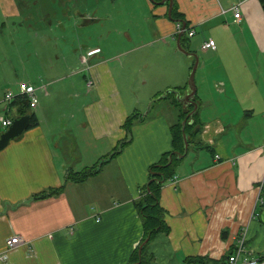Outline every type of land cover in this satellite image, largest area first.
Returning <instances> with one entry per match:
<instances>
[{
  "label": "crops",
  "instance_id": "1",
  "mask_svg": "<svg viewBox=\"0 0 264 264\" xmlns=\"http://www.w3.org/2000/svg\"><path fill=\"white\" fill-rule=\"evenodd\" d=\"M19 1L0 0V115L18 116L4 94L17 92L24 81L38 95L29 108L38 124L0 150V264L128 263L143 234L134 206L139 187L147 181L148 166L171 149L169 127L177 112L163 97L173 90L175 97L185 94L194 61L181 48L198 57L194 101L203 146H191L169 178L176 181L168 179L160 189L169 233L150 242V264H185L188 256L218 260L241 238L264 261V11L259 0H176L183 15L178 22L168 15V1L132 0L128 10L120 9L125 2L116 8L114 0L97 1L91 9L78 8L74 19L55 20L48 12L35 13L36 1ZM236 4L239 19L230 9ZM182 22L177 45L181 31L175 28ZM122 23L124 28H116ZM70 26L80 34H67ZM190 28L192 36L186 32ZM51 30L59 32L51 35ZM207 39L214 40V49L201 48ZM63 89L71 92L69 116L63 114ZM212 89L219 106L209 115L206 90ZM131 116L127 132L124 122ZM3 128L0 124V134ZM122 140L129 141L97 173L65 181L68 172L107 158ZM202 149L208 157L198 155ZM104 174L113 186L103 196L98 183ZM62 185L54 195L32 198ZM83 186L95 211L85 204ZM14 235L21 244L6 246Z\"/></svg>",
  "mask_w": 264,
  "mask_h": 264
},
{
  "label": "trees",
  "instance_id": "2",
  "mask_svg": "<svg viewBox=\"0 0 264 264\" xmlns=\"http://www.w3.org/2000/svg\"><path fill=\"white\" fill-rule=\"evenodd\" d=\"M157 1V0H156ZM264 11V0H259ZM170 19L178 22L183 20V15L178 11L176 0H173L170 11ZM186 24V28H187ZM183 35V34H182ZM185 36V35H184ZM185 39L188 37L185 36ZM183 39V38H182ZM195 97V96H194ZM172 100L173 106L176 108L175 121L170 125L169 130L171 134V149L160 154L159 158L148 166L147 181L139 187V196L134 201V206L138 212L142 223V237L136 248L132 251L127 264H150L153 258L152 253L149 252L150 242L159 234L164 235L169 233V226L164 219V209L159 203L160 189L164 182L172 177L176 171L177 164L183 158H177V154L183 153V140L181 132V122L186 115L192 110V104H183L179 102L174 92H168L165 97ZM11 105L17 106L18 115L29 114V126L33 127L38 124V119L34 113L29 111L28 98L25 95H17L12 101ZM133 116L128 117L124 122V128L129 132L130 126L133 124ZM202 129V121L199 117V109L186 119L184 132L188 142V149L191 146L202 147L203 143L199 137ZM129 141V140H128ZM127 141V142H128ZM124 140L119 142L114 151L107 157L100 159L98 162L88 168L80 171L68 172L65 181L80 182L87 177L98 172L100 166L109 158L114 157L127 143ZM208 148L207 146H204ZM171 155V162L169 156ZM264 184V183H263ZM62 186L57 188H50L38 192L32 196L33 199H40L54 195L62 190ZM146 240V241H145ZM236 245L233 244L218 260L211 259L207 256H188L184 259L185 264H227L228 256L234 252Z\"/></svg>",
  "mask_w": 264,
  "mask_h": 264
},
{
  "label": "rangeland",
  "instance_id": "3",
  "mask_svg": "<svg viewBox=\"0 0 264 264\" xmlns=\"http://www.w3.org/2000/svg\"><path fill=\"white\" fill-rule=\"evenodd\" d=\"M33 1H36V4L34 5V9H35V13H38V12H48L50 14V17L52 19L55 20L56 17H65V18H69V16H72V19L75 18V11L78 10V8H81V7H84V8H89L91 9V7L97 2H101V4H105V3H110L112 2V0H20L19 2L20 3H25V5L27 3H30V2H33ZM115 2V7L118 8L119 7V4L120 2H125V5L124 6H120V9L122 8H127V10L129 9L128 4H132V0H114ZM106 7V6H105ZM125 8V9H126ZM34 13V14H35ZM39 16V14H38ZM115 17H116V20H121L122 16L121 14L118 15V12L115 13ZM127 15L124 14V18L123 19H127ZM73 21V20H72ZM55 23V22H54ZM69 26V25H67ZM126 25L124 23L120 24L119 27H116V28H119V29H122L124 28ZM55 27V26H54ZM54 29V28H53ZM59 30V29H58ZM59 32V31H57ZM57 32H54L51 30L50 34L53 35L54 33H57ZM66 33L68 34H80L79 33V30L75 29V26H70L69 28H66ZM180 56V55H179ZM201 56V54H200ZM188 60H191V59H188ZM201 69H198L197 72H196V80H197V85H198V90H197V94L199 96H202V93H203V90L201 89L200 87V79L202 77V73H201ZM216 75L215 72H211L210 74V77L214 78ZM25 79V78H24ZM17 90V88H16ZM207 91V96H208V109H207V112L208 114H217V108L219 106V104H217V102H215V100L217 101V89H212V92H210V90H206ZM17 93V92H15ZM60 95L62 96V98H64L63 100L65 101V104L63 106V109H66V107L68 106L67 105V101H68V98H71V92L68 90V89H63V90H60ZM38 96V95H37ZM215 97V99H214ZM70 111L69 110H64L63 111V114H66L67 116H69L70 114H68ZM53 113L52 111H47V115ZM145 113V112H143ZM175 121V118L174 120ZM5 128H3L2 130H5ZM192 152L189 151L188 153V159L192 156ZM199 156L201 155H206L205 157H208V153L202 149L199 150V153H198ZM199 160V163L202 162V160L200 161V158L198 159ZM204 161V160H203ZM106 168V167H105ZM108 170V169H106ZM88 186V185H87ZM98 186L100 187V190H102V193L103 196L108 194L110 192V187H112L113 185L111 183H108V179H107V176L104 174L102 179H100L99 183H98ZM86 186H83L81 187L82 189V194L84 195L83 199L85 201V204H87V207L89 208L88 210L89 211H95L93 209L94 208V204H91V203H94L93 202V199L91 197H89V193L87 191H84L86 190ZM92 206V207H91Z\"/></svg>",
  "mask_w": 264,
  "mask_h": 264
},
{
  "label": "built area",
  "instance_id": "4",
  "mask_svg": "<svg viewBox=\"0 0 264 264\" xmlns=\"http://www.w3.org/2000/svg\"><path fill=\"white\" fill-rule=\"evenodd\" d=\"M233 11V16L236 19L240 18L239 13V4L233 5L230 8ZM185 30V29H184ZM175 31H181V25L177 24ZM187 35L192 36L193 35V29H188ZM202 49H214L215 48V42L212 39H207L206 41H203L201 44ZM92 85V80L88 79L85 82L86 87H90ZM41 89L43 91H46V87L42 86ZM17 95H25L28 98V104L29 108H34L37 104V96L35 93L34 86L28 84L27 82H19L17 85V93H14L12 91H7L4 94V100L7 102H10L14 100V98ZM11 120L9 118H4V116L0 115V124L3 127H7L10 124ZM170 181H176V176H174L172 179H169ZM22 239L18 235L11 236L6 241V246L8 247H14L19 244H21ZM264 261L261 259L260 256H256L251 254L246 247L244 246V240L241 238L236 242V248L233 253H231L228 256L227 264H263Z\"/></svg>",
  "mask_w": 264,
  "mask_h": 264
},
{
  "label": "water",
  "instance_id": "5",
  "mask_svg": "<svg viewBox=\"0 0 264 264\" xmlns=\"http://www.w3.org/2000/svg\"><path fill=\"white\" fill-rule=\"evenodd\" d=\"M153 4H162L164 2H167L168 3V15L170 16V11H171V8H172V0H160L159 2L158 1H155V0H150ZM184 29H185V23L182 22V26H181V32L178 34V38H177V45L178 42H179V39L182 35V32H184ZM183 53L193 57L194 61H193V64H192V67L189 71V75H188V79H187V85H186V88H185V94L183 96H177V100L185 105L187 104H192L193 105V108L192 110L186 115V117L182 120L181 122V132H182V140H183V147H184V150H183V153L181 154H177V158H183L186 153H187V149H188V142H187V139H186V134L184 132V127H185V122H186V119L191 116L196 108H197V105L194 101V96L196 95V84H195V71H196V68H197V64H198V57L195 53H192V52H186L185 50H183L182 48L180 49ZM172 92L175 93V95L177 94V90H173ZM168 93V92H167ZM29 120H30V115L29 114H23V115H18V116H15L10 124L6 127V129L0 134V150L3 149L7 143L18 137L26 128H28L29 126ZM171 162V155L169 156V161L168 163ZM146 241V240H145Z\"/></svg>",
  "mask_w": 264,
  "mask_h": 264
}]
</instances>
